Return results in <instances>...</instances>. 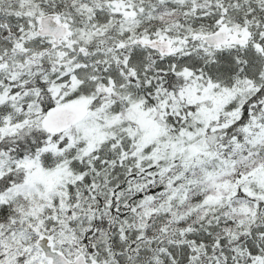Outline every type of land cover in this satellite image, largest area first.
I'll return each mask as SVG.
<instances>
[{
  "label": "snow or ice",
  "instance_id": "1",
  "mask_svg": "<svg viewBox=\"0 0 264 264\" xmlns=\"http://www.w3.org/2000/svg\"><path fill=\"white\" fill-rule=\"evenodd\" d=\"M0 264H264V0H0Z\"/></svg>",
  "mask_w": 264,
  "mask_h": 264
}]
</instances>
